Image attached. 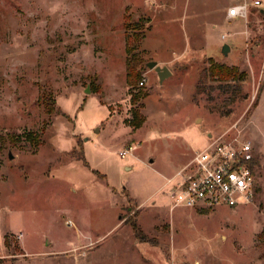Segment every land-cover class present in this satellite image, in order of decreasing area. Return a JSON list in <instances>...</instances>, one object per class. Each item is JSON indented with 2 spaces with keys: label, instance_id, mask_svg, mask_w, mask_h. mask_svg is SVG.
Here are the masks:
<instances>
[{
  "label": "rangeland",
  "instance_id": "1",
  "mask_svg": "<svg viewBox=\"0 0 264 264\" xmlns=\"http://www.w3.org/2000/svg\"><path fill=\"white\" fill-rule=\"evenodd\" d=\"M243 1L0 0V264H264V14L228 19ZM212 136L254 147L253 202L173 208Z\"/></svg>",
  "mask_w": 264,
  "mask_h": 264
},
{
  "label": "built area",
  "instance_id": "2",
  "mask_svg": "<svg viewBox=\"0 0 264 264\" xmlns=\"http://www.w3.org/2000/svg\"><path fill=\"white\" fill-rule=\"evenodd\" d=\"M262 7L263 0H246L229 7L228 17H247L250 6ZM143 82H141L142 84ZM133 151L129 147L120 153L124 158ZM255 151L249 141L208 138L190 160L169 182L176 180V206L191 208L237 206L253 202L256 196Z\"/></svg>",
  "mask_w": 264,
  "mask_h": 264
},
{
  "label": "trees",
  "instance_id": "3",
  "mask_svg": "<svg viewBox=\"0 0 264 264\" xmlns=\"http://www.w3.org/2000/svg\"><path fill=\"white\" fill-rule=\"evenodd\" d=\"M209 71H210V76H212L213 78H216L217 80L221 81V82H227L229 80H243L244 78V72L240 71L238 67L233 66V65H225L223 63H219L216 60H214L212 57H210V61H209ZM141 77L140 72L138 71H129L127 74V84L129 86H135L136 85V81ZM94 90V89H93ZM99 91V90H94ZM146 96V93H143L141 91H138L137 94H134L132 96V100L133 104L137 103V100L139 98V96ZM55 102V100H53V98L51 97H47L46 98V102L45 104L47 105V110L49 113H53V103ZM145 122V117L143 116L140 107H137L136 105L132 108V119L129 120V124L132 127L135 128H139L142 126V124ZM75 151V150H73ZM84 159L83 156H81L79 159ZM255 166L257 164V161H255ZM144 238V237H143Z\"/></svg>",
  "mask_w": 264,
  "mask_h": 264
},
{
  "label": "water",
  "instance_id": "4",
  "mask_svg": "<svg viewBox=\"0 0 264 264\" xmlns=\"http://www.w3.org/2000/svg\"><path fill=\"white\" fill-rule=\"evenodd\" d=\"M261 13L264 14V8H261L260 9ZM230 50V46L228 43L224 44L223 47H222V53L224 56L228 55L229 54V51ZM149 68L151 69H155L157 72H158V76H159V80H160V83L163 82V80L172 75V70L169 69L168 66L166 65H163L161 66L160 64L157 63V61H148L147 64H146ZM87 91H90L89 89ZM11 157H13V155L11 154ZM152 161V159H151Z\"/></svg>",
  "mask_w": 264,
  "mask_h": 264
},
{
  "label": "crops",
  "instance_id": "5",
  "mask_svg": "<svg viewBox=\"0 0 264 264\" xmlns=\"http://www.w3.org/2000/svg\"><path fill=\"white\" fill-rule=\"evenodd\" d=\"M234 5H236V4H234ZM233 6V5H232ZM260 9H261V7H260ZM231 18H236V17H228V19H231ZM225 37H227V35L225 36ZM211 57H213V56H211ZM172 74H173V71H172ZM209 135V134H208ZM209 137V136H208ZM207 141H208V139L206 140V142H205V144L207 143Z\"/></svg>",
  "mask_w": 264,
  "mask_h": 264
}]
</instances>
